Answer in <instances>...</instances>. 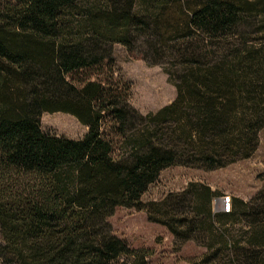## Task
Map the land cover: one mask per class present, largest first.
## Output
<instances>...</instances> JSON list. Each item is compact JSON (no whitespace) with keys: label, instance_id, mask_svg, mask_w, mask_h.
<instances>
[{"label":"trees","instance_id":"16d2710c","mask_svg":"<svg viewBox=\"0 0 264 264\" xmlns=\"http://www.w3.org/2000/svg\"><path fill=\"white\" fill-rule=\"evenodd\" d=\"M117 45L164 68L172 104L131 106ZM45 113L88 133L46 132ZM263 130L264 0H0V264H148L114 234L120 208L206 248L194 264H264V189L230 213L200 183L143 202L169 168L252 158Z\"/></svg>","mask_w":264,"mask_h":264},{"label":"rangeland","instance_id":"374dc122","mask_svg":"<svg viewBox=\"0 0 264 264\" xmlns=\"http://www.w3.org/2000/svg\"><path fill=\"white\" fill-rule=\"evenodd\" d=\"M115 79L131 86L130 104L140 113L147 115L172 104L176 99V88L160 66H149L138 54H131L117 45L114 52ZM42 128L72 140L84 138L88 128L70 115L45 113ZM192 183L209 186L218 193L214 201L216 213L222 212L225 198L251 201L264 189V130L260 134V146L255 155L227 168L207 171L203 169L176 166L167 169L152 185L143 202H161L171 193H180ZM114 234L133 249L151 252L148 264H194L207 254V249L194 241L181 243L159 224L151 223L144 212L120 208L109 219ZM237 237L246 229L241 225L232 228ZM1 240V239H0Z\"/></svg>","mask_w":264,"mask_h":264},{"label":"built area","instance_id":"2783aa9c","mask_svg":"<svg viewBox=\"0 0 264 264\" xmlns=\"http://www.w3.org/2000/svg\"><path fill=\"white\" fill-rule=\"evenodd\" d=\"M232 210L231 198H225L222 200V212L230 213Z\"/></svg>","mask_w":264,"mask_h":264}]
</instances>
